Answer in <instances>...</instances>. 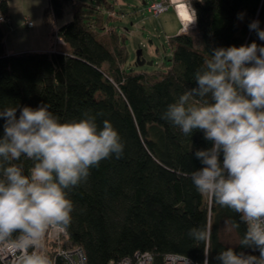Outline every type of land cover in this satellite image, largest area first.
<instances>
[{"label":"trees","instance_id":"trees-1","mask_svg":"<svg viewBox=\"0 0 264 264\" xmlns=\"http://www.w3.org/2000/svg\"><path fill=\"white\" fill-rule=\"evenodd\" d=\"M66 5L72 16L53 32L64 48L7 52L5 22H0V110L44 103L61 122L87 114L99 127L110 121L124 145L119 159L113 155L101 161L85 182L66 190L74 208L61 246H80L86 264H109L135 251H150L155 264L168 252L197 264H203L207 252L210 264H219L213 258L229 247L258 256L239 245L247 228L239 214L199 193L192 183V171L202 167L194 153L210 142L202 131L185 136L162 116L195 86L194 74L212 49L252 42L264 46L249 28L258 20L264 30V0H191L195 27L167 37L166 69L137 71L124 68L125 37L103 22L99 9L93 13L79 0H48L47 12L56 19ZM7 8L8 0H0V15ZM3 123L0 119V135ZM15 163L22 164L25 175L34 166L26 157ZM205 226L211 232L208 241L188 235L191 228ZM226 226L236 234L234 244L222 238Z\"/></svg>","mask_w":264,"mask_h":264},{"label":"clouds","instance_id":"clouds-1","mask_svg":"<svg viewBox=\"0 0 264 264\" xmlns=\"http://www.w3.org/2000/svg\"><path fill=\"white\" fill-rule=\"evenodd\" d=\"M185 19L195 22L191 5ZM249 28L264 41L258 20ZM194 80L195 86L169 104L162 118L185 136L203 132L211 146L195 151L202 167L192 171V183L199 193L239 214L247 225L239 245L259 253L229 247L213 259L264 264V46L252 42L214 48ZM49 108L41 103L0 110V245L19 253L14 264H52L47 255L29 249L40 247L50 228L69 226L74 206L66 190L85 182L101 161L113 155L119 159L124 149L110 121L99 127L94 116L85 114L61 122ZM22 157L34 162L28 175L15 163ZM188 235L206 242L211 232L207 226L193 227ZM203 264H210L207 252Z\"/></svg>","mask_w":264,"mask_h":264},{"label":"rangeland","instance_id":"rangeland-1","mask_svg":"<svg viewBox=\"0 0 264 264\" xmlns=\"http://www.w3.org/2000/svg\"><path fill=\"white\" fill-rule=\"evenodd\" d=\"M79 1L93 13L98 12L99 9L103 14V22L113 26L118 34L125 37L127 58L124 68L126 70L137 71L145 67L166 69L170 57L167 37L179 31V22L173 5L154 15L147 10L152 0ZM47 7L48 0H24L23 6L21 0H8L11 21L9 24L3 23L6 48L20 50L15 52L35 50L34 46L45 44V40H48L50 49L53 46V32L56 26L68 21L72 16V10L70 5H66L63 15L54 19L47 12ZM23 15L32 22V25L28 26L23 22ZM105 40L109 39L105 37ZM139 49L145 60L144 64L137 62ZM148 61L151 63L148 64ZM222 238L227 244H234L237 239L234 230L229 226L225 227Z\"/></svg>","mask_w":264,"mask_h":264},{"label":"built area","instance_id":"built-area-1","mask_svg":"<svg viewBox=\"0 0 264 264\" xmlns=\"http://www.w3.org/2000/svg\"><path fill=\"white\" fill-rule=\"evenodd\" d=\"M169 5H173L175 12L181 22L180 31H189L195 27V22L190 23L185 19L184 14L188 11V5H191L190 0L182 2H165L163 0L150 1L147 10L158 15L160 12L166 10ZM192 7V5H191ZM193 8V7H192ZM0 22L9 23V18L5 15H0ZM23 22L30 26L32 22L24 18ZM64 45V41L57 34L54 33L53 49L59 48ZM65 228H50L41 246L37 248H30L29 252H37L39 254L47 255L52 264H86V258L84 252L80 246L63 247L60 244V238L64 234ZM19 253L15 255L12 252L10 246L0 245V264H14V261L18 257ZM109 264H155L153 254L150 251H135L132 255L123 256L117 260H110ZM161 264H197L190 257L175 253H165Z\"/></svg>","mask_w":264,"mask_h":264},{"label":"crops","instance_id":"crops-1","mask_svg":"<svg viewBox=\"0 0 264 264\" xmlns=\"http://www.w3.org/2000/svg\"><path fill=\"white\" fill-rule=\"evenodd\" d=\"M22 1V6H23V1L24 0H21ZM153 1V0H152ZM163 1H165V2H182L183 0H163ZM1 14V13H0ZM10 11H9V8H7V12H6V16L9 18V23H10V21H11V18H10ZM175 15H176V17H177V20H178V22H179V29H180V26H181V23H180V21H179V18H178V16H177V14H176V12H175ZM23 17L24 18H26L25 17V15H23ZM23 18V19H24ZM180 31V30H179ZM178 31V32H179ZM45 44H42V45H40V46H34L33 47V49H35V50H49V42H48V40H45V42H44ZM7 49V52H11V51H13V52H15V51H20V50H9L8 48H6Z\"/></svg>","mask_w":264,"mask_h":264},{"label":"water","instance_id":"water-1","mask_svg":"<svg viewBox=\"0 0 264 264\" xmlns=\"http://www.w3.org/2000/svg\"><path fill=\"white\" fill-rule=\"evenodd\" d=\"M140 53H141V51L139 49V51L137 52V61H138L139 64H143L145 62V60L143 58L140 59V57H139L140 56ZM150 63L151 62L148 61V64H150Z\"/></svg>","mask_w":264,"mask_h":264},{"label":"bare ground","instance_id":"bare-ground-1","mask_svg":"<svg viewBox=\"0 0 264 264\" xmlns=\"http://www.w3.org/2000/svg\"><path fill=\"white\" fill-rule=\"evenodd\" d=\"M184 17H185V14H184Z\"/></svg>","mask_w":264,"mask_h":264}]
</instances>
